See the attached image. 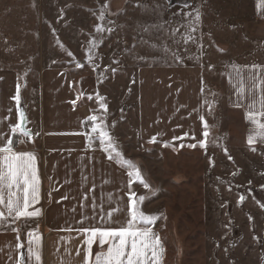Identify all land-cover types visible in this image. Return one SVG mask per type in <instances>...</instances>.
<instances>
[{
	"label": "rangeland",
	"instance_id": "1",
	"mask_svg": "<svg viewBox=\"0 0 264 264\" xmlns=\"http://www.w3.org/2000/svg\"><path fill=\"white\" fill-rule=\"evenodd\" d=\"M233 1L238 0H0V63L15 67L22 78H34L50 63L96 77V95L78 99L92 103L95 123L104 125L123 158L149 183L144 189L133 180L131 187L147 197L142 210L159 217L152 227L165 244L164 264H264V147L246 144L241 111L226 104L224 85L227 64L263 60L262 50L248 51L252 42L258 50L263 42L250 38L247 23L237 19L248 5ZM196 9L201 20L194 25V39L185 42ZM98 24L112 31L98 33ZM250 31L259 35L264 28L256 23ZM93 40L96 46L89 51ZM200 55L223 63V68L203 64L201 69L207 148L142 139L139 68L185 64ZM92 126L88 121L89 135L98 136ZM91 142L100 146L98 139Z\"/></svg>",
	"mask_w": 264,
	"mask_h": 264
},
{
	"label": "crops",
	"instance_id": "2",
	"mask_svg": "<svg viewBox=\"0 0 264 264\" xmlns=\"http://www.w3.org/2000/svg\"><path fill=\"white\" fill-rule=\"evenodd\" d=\"M233 3L248 5L247 11L237 13V19L247 23L246 33L250 38H255L258 43L263 42L260 50L254 48L255 41L252 42L253 48L248 50L251 53L262 50L263 60L253 58L252 61L225 66V101L231 108L241 111L244 139L249 145V132L254 126L246 119V106H235L237 95L234 81L230 83L229 73H232L233 65H264V32L259 35L249 32L256 23L264 28V10H258L257 0H238ZM124 49L126 48L121 45L120 51L123 52ZM200 57L202 59H194L195 61L185 64L160 62L139 68L137 126L142 139L151 141L155 136V142L169 144L203 140L204 122L200 120L203 115L201 69L203 64L223 68V63L217 59L208 61L206 57ZM124 64L125 61L123 64L120 62L118 67H123ZM17 84L21 85L20 107L27 116L26 126L34 135L14 146L17 151L33 152L36 155L41 178V199L36 207L41 208L42 214L18 221L14 225L20 229L19 241L17 233L11 227L0 228V264H16L21 253L26 257L27 233L34 229H38L41 235V264H81L84 237L76 229L91 225L119 226L105 224L100 220L101 205L103 212L109 209V193L113 194L114 199H122L121 207L128 201V171L115 160H110L102 147L92 142L90 146L87 122L93 114V105L89 101L78 99L82 96L89 100L96 95L97 79L92 74L81 70L74 73L67 65L56 63L41 66L34 78H22L15 67L0 63V119H4V123L0 124V131L7 135H11L9 125L19 121L16 101L12 99L16 94ZM185 133L188 135L184 136ZM173 137L182 139L173 140ZM15 139L13 137L14 142ZM249 146L264 147V142L257 141ZM85 193L88 194L87 200L83 199ZM93 199L96 203L95 210L92 206ZM82 216H95L96 219L85 221L81 225L78 222ZM124 216L120 219L123 220ZM69 228L72 231H68ZM153 230L160 236L157 229ZM17 243H23L25 247L17 251ZM162 244L165 249L163 240ZM78 248L81 249L79 256L76 255ZM98 250L99 245L94 244L93 253Z\"/></svg>",
	"mask_w": 264,
	"mask_h": 264
},
{
	"label": "snow or ice",
	"instance_id": "3",
	"mask_svg": "<svg viewBox=\"0 0 264 264\" xmlns=\"http://www.w3.org/2000/svg\"><path fill=\"white\" fill-rule=\"evenodd\" d=\"M183 7L187 8L190 5L185 4ZM257 8L258 10H264V0H257ZM107 11L108 4L106 2L101 6L98 19L103 21ZM185 15L191 17L192 13L188 12ZM192 19L194 23L188 24L189 32L185 37V42L194 39L192 36V32L196 31L194 25H198L201 20L199 9L195 10V16ZM105 30L112 31L111 28L105 29L100 24L96 26L98 33ZM95 46L96 41H91L89 51ZM229 77L230 83L234 81L237 95L235 106H246V119L254 126L249 132V145L257 141L264 142V65H233ZM20 90L21 85L17 84L16 94L12 97L16 101L19 121L9 125L11 135L0 131V228L11 227V230L17 233L18 241L20 229L14 225L18 221L39 217L42 214L41 208L36 207L41 199V178L36 155L33 152L17 151L14 146V144L24 143V138H31L34 135L32 130L26 126L27 116L20 107ZM205 103L208 102L205 101ZM214 103L215 101L208 105L210 109ZM100 105L102 108H106L103 98L100 99ZM97 119L98 117L95 115L88 118V121L93 122L91 132L97 133L99 131L98 136H88L90 146L92 140L98 139L100 146L109 154L110 160H116L122 167L126 166L130 169L127 173L129 181L126 186L128 188V201L127 204L121 207L122 199H114L113 194L109 193L107 197V203L110 205L109 209L103 212V206L101 205L100 220L105 224L119 226L101 227L91 225L76 229L77 233L84 237L82 241L84 256L81 264H162L165 249L160 236L154 232L152 227L159 217L154 214H146L142 210L141 205L147 197L145 195L137 196L131 187L133 180L142 184L144 189H149L150 185L142 176L139 168L131 160L123 158L114 137L109 134L103 124L97 125L95 123ZM200 120L204 122L203 127L205 130L202 133L204 139L198 141V143L200 147L206 149L209 143L210 133L208 129L210 126L203 115L200 116ZM3 123L4 119H0V124ZM35 135H39V133H35ZM187 135L188 133L184 134V136ZM13 137L16 138L15 142ZM177 139H182V137H173V140ZM155 140L156 137L153 136L150 142H155ZM188 146L195 148L197 145L190 144ZM181 147H183L182 144ZM229 159H231L230 156ZM91 191L92 189L89 190V192ZM83 199H88L87 193L84 194ZM243 199L244 197L241 196L240 201H243ZM113 204L116 206L112 207ZM92 206L95 210V199H93ZM124 213H127V215L124 216ZM121 216H124L123 220L120 219ZM95 219V216H82L81 221L78 223L83 225L85 221ZM67 230L72 231L71 228ZM27 237V255L25 257L23 253L19 254L16 264H25V261H27V264H41V235L38 229L29 231ZM94 244L99 245V250L95 253H93ZM24 247L25 244L23 243L15 245L17 251ZM80 254L81 249L78 248L76 255L79 256Z\"/></svg>",
	"mask_w": 264,
	"mask_h": 264
}]
</instances>
